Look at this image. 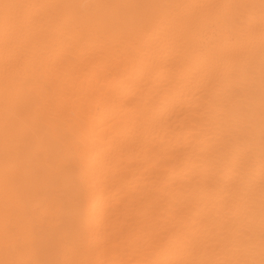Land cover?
<instances>
[{"label":"bare ground","instance_id":"bare-ground-1","mask_svg":"<svg viewBox=\"0 0 264 264\" xmlns=\"http://www.w3.org/2000/svg\"><path fill=\"white\" fill-rule=\"evenodd\" d=\"M6 260L264 264V0H0Z\"/></svg>","mask_w":264,"mask_h":264},{"label":"clouds","instance_id":"clouds-1","mask_svg":"<svg viewBox=\"0 0 264 264\" xmlns=\"http://www.w3.org/2000/svg\"><path fill=\"white\" fill-rule=\"evenodd\" d=\"M6 242H7V237H6ZM9 251L13 253L19 251V245H17L15 248H10ZM3 264H21V262L16 261V260H6L3 262Z\"/></svg>","mask_w":264,"mask_h":264},{"label":"rangeland","instance_id":"rangeland-1","mask_svg":"<svg viewBox=\"0 0 264 264\" xmlns=\"http://www.w3.org/2000/svg\"><path fill=\"white\" fill-rule=\"evenodd\" d=\"M48 244H52V243H48ZM48 246H49V247H50V246L52 247L53 245H48ZM48 246H47V247H48ZM53 248H54V247H53ZM53 248H52V252H53ZM49 258H50V257H49Z\"/></svg>","mask_w":264,"mask_h":264},{"label":"snow or ice","instance_id":"snow-or-ice-1","mask_svg":"<svg viewBox=\"0 0 264 264\" xmlns=\"http://www.w3.org/2000/svg\"><path fill=\"white\" fill-rule=\"evenodd\" d=\"M21 264H23V262H21Z\"/></svg>","mask_w":264,"mask_h":264}]
</instances>
